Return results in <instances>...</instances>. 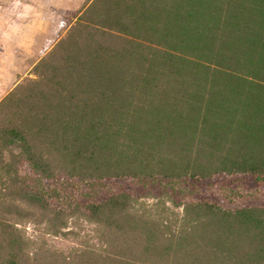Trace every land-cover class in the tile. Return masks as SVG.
<instances>
[{"label": "trees", "instance_id": "trees-1", "mask_svg": "<svg viewBox=\"0 0 264 264\" xmlns=\"http://www.w3.org/2000/svg\"><path fill=\"white\" fill-rule=\"evenodd\" d=\"M62 19L0 99V264H264V0H85ZM73 217L99 247L25 236Z\"/></svg>", "mask_w": 264, "mask_h": 264}, {"label": "rangeland", "instance_id": "rangeland-1", "mask_svg": "<svg viewBox=\"0 0 264 264\" xmlns=\"http://www.w3.org/2000/svg\"><path fill=\"white\" fill-rule=\"evenodd\" d=\"M84 1L0 0V58L7 60L3 79L8 85L29 76L31 66L63 34V13L77 10ZM140 207L153 212L165 207L181 213L180 208L172 207L165 199L145 198ZM23 229L31 246H37L44 239L46 248L63 254L87 245L100 246V229L83 217L68 219L64 235L46 234L41 225L33 223H24Z\"/></svg>", "mask_w": 264, "mask_h": 264}, {"label": "crops", "instance_id": "crops-1", "mask_svg": "<svg viewBox=\"0 0 264 264\" xmlns=\"http://www.w3.org/2000/svg\"><path fill=\"white\" fill-rule=\"evenodd\" d=\"M72 5H70L68 8H71ZM1 24L0 23V28H1ZM7 68V60H4L3 58H0V99L8 92V90L14 85H8V83H6L3 79V75H4V70Z\"/></svg>", "mask_w": 264, "mask_h": 264}]
</instances>
